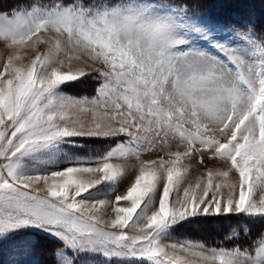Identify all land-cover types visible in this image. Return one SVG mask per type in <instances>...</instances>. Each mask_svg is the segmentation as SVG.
Returning a JSON list of instances; mask_svg holds the SVG:
<instances>
[{
    "label": "snow or ice",
    "instance_id": "6c2138e0",
    "mask_svg": "<svg viewBox=\"0 0 264 264\" xmlns=\"http://www.w3.org/2000/svg\"><path fill=\"white\" fill-rule=\"evenodd\" d=\"M50 32L48 51L23 64L20 51ZM0 40L10 50L0 63V238L52 237L56 264H189L188 254L202 264H264V27L206 18L192 0H32L0 12ZM93 73L92 97L62 91ZM78 138L112 143L79 157L65 150ZM184 158L223 167L170 203ZM132 160L134 182L112 201L95 200L101 184L115 191ZM121 201L130 206L113 207L107 227L91 214ZM221 215L245 218L227 236L233 247L167 243L177 227Z\"/></svg>",
    "mask_w": 264,
    "mask_h": 264
},
{
    "label": "rangeland",
    "instance_id": "374dc122",
    "mask_svg": "<svg viewBox=\"0 0 264 264\" xmlns=\"http://www.w3.org/2000/svg\"><path fill=\"white\" fill-rule=\"evenodd\" d=\"M250 0L243 5L241 10H232L230 16V22L226 23L219 19H214L211 17H206L212 20L219 21L224 24L236 25L239 26L243 23H248L254 21L257 26V30L261 27H264V13L262 14L259 9L263 5H259L255 7ZM41 4L50 5L56 2H64V0H49V1H39ZM254 7H253V6ZM15 8V7H14ZM255 8V9H254ZM13 9V8H12ZM10 10H0V12H7ZM45 39L48 41L44 44H38L35 48L25 47L20 51V55L23 57L21 61L23 64L27 65L30 63L31 59H33L37 52L46 53L49 47L52 44L51 36H54L55 33L43 34ZM62 41V45L65 50H68V45L66 41V37H60ZM10 50L6 47L5 43L0 40V63H3L6 56L9 54ZM64 53H61V58H63ZM72 66L79 67L84 66L86 70L91 71L93 65L90 63L88 65H80L77 61L73 60ZM67 67V62L65 64ZM97 87V79L95 77V73L92 76H88L82 78L81 80L71 83L67 87L62 86V91L69 96L80 98V97H92L95 94V88ZM74 115H80L83 117H87V113H74ZM187 127H191V125H186ZM112 141H104L96 138H78L77 144L79 147L74 149H65L69 151L72 155L79 157H89L95 154H98L102 149L106 148L110 145ZM173 151L177 150L175 143L172 145ZM182 150V146L180 148ZM163 155V153H161ZM196 156V153L193 154ZM143 159H156L155 154L145 153L142 157ZM167 159V157H165ZM189 164L191 167L189 168ZM133 165H137L133 168ZM181 168L183 173L184 183L181 187L179 197L175 190H173L172 195L170 197V203L175 202L178 198H183V187H187L188 184L195 185L196 181L199 178H203L206 181V171L208 168H221L223 165L219 162H209L207 158L205 159V163L203 165L199 164L196 159L192 158H184L182 163L178 165ZM138 173V164L135 160L129 162L128 167L126 168L124 177L121 178L118 185L115 188V191H112L111 186L101 184L97 186L100 188V193L95 194L96 190L92 189L91 191L95 194V200H108L112 201L115 198V195L122 194L128 186L132 182H134V176ZM231 180L235 181V175L233 174ZM220 182V178L214 177V183ZM35 187H39L41 189V194H46L45 187L43 183L39 185H34ZM105 193H108L107 195ZM86 195V194H85ZM262 193L257 190L255 193V198L258 200ZM93 201H89L91 204ZM129 207L130 202L121 201L118 205H110L106 204L104 206H97L96 209H93V215L99 217L102 226L107 227L110 224L111 220L115 218L116 213L113 211V207ZM154 210V207L150 208L148 214H151V211ZM139 213V209H138ZM133 220H136V217H133ZM146 222V217H142L135 224L131 221L129 228V234H134L138 232L139 228L144 225ZM245 222V218L243 216L236 215H221L219 217H208V218H198L193 220L190 223H186L181 227H177L176 230L172 233L171 238L167 241V243H186L192 242L193 244L202 243L207 247H227L231 248L234 246L235 242H229L227 240V236L233 232V229H237L238 225H242ZM253 233V237L248 238L249 240L254 238L255 235L260 230V225L257 224H249L248 225ZM52 242L54 244L52 245ZM48 245H47V244ZM30 245V246H29ZM61 247V245L54 240L52 237L46 236L45 234L30 230L23 231L14 235H10L7 238H0V264H50L46 261L47 258L53 256L55 258V264L57 262V251ZM192 253L198 251V249H192ZM46 256L45 258H43ZM187 260L189 264H202L200 257L188 254ZM53 264V263H52Z\"/></svg>",
    "mask_w": 264,
    "mask_h": 264
},
{
    "label": "trees",
    "instance_id": "16d2710c",
    "mask_svg": "<svg viewBox=\"0 0 264 264\" xmlns=\"http://www.w3.org/2000/svg\"><path fill=\"white\" fill-rule=\"evenodd\" d=\"M39 1L46 2L49 0ZM246 2L247 0H192V5L193 9L204 17H211L229 23V14L231 15V11H238L241 9L244 10V8L242 7ZM249 2H251V4H253L255 7H257V9H259V5L264 6V0H250ZM30 3H32V0H0V10H11L12 8L17 7L18 5H27ZM259 11L263 14L264 8L262 7L261 9H259ZM53 244L54 242H52V245ZM45 257L46 256H44L43 258ZM46 261L50 264H55V258L53 256L47 258Z\"/></svg>",
    "mask_w": 264,
    "mask_h": 264
}]
</instances>
